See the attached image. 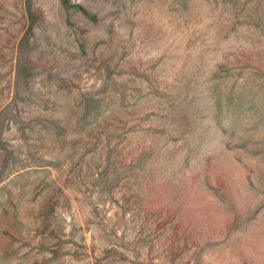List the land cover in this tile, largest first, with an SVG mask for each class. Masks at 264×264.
Returning a JSON list of instances; mask_svg holds the SVG:
<instances>
[{"label": "rangeland", "instance_id": "1", "mask_svg": "<svg viewBox=\"0 0 264 264\" xmlns=\"http://www.w3.org/2000/svg\"><path fill=\"white\" fill-rule=\"evenodd\" d=\"M0 264H264V0H0Z\"/></svg>", "mask_w": 264, "mask_h": 264}]
</instances>
